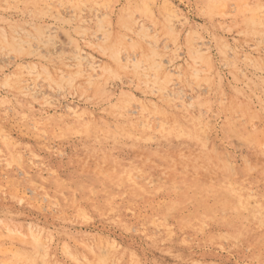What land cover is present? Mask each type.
<instances>
[{
  "label": "rangeland",
  "instance_id": "1",
  "mask_svg": "<svg viewBox=\"0 0 264 264\" xmlns=\"http://www.w3.org/2000/svg\"><path fill=\"white\" fill-rule=\"evenodd\" d=\"M0 264H264V0H0Z\"/></svg>",
  "mask_w": 264,
  "mask_h": 264
},
{
  "label": "bare ground",
  "instance_id": "2",
  "mask_svg": "<svg viewBox=\"0 0 264 264\" xmlns=\"http://www.w3.org/2000/svg\"><path fill=\"white\" fill-rule=\"evenodd\" d=\"M174 136V135H173ZM169 140V139H168ZM233 199V198H232Z\"/></svg>",
  "mask_w": 264,
  "mask_h": 264
}]
</instances>
